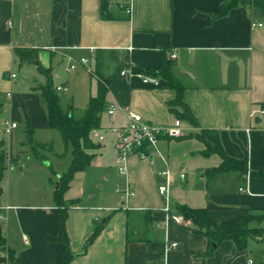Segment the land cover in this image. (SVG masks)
Masks as SVG:
<instances>
[{
    "label": "crops",
    "instance_id": "obj_1",
    "mask_svg": "<svg viewBox=\"0 0 264 264\" xmlns=\"http://www.w3.org/2000/svg\"><path fill=\"white\" fill-rule=\"evenodd\" d=\"M106 1L111 18L102 17V0H0V132L5 133L6 122L33 135L37 129H52L38 90L46 82L39 65L51 70L61 108L73 114L63 109L64 100L71 106L79 97L86 113L97 91L91 74L97 64L98 74L110 83L100 129L125 125L128 109L160 127L181 121L182 137L162 138L148 159L131 156L123 176L115 164L114 139L99 143L91 134L92 160L64 193L75 255L70 264H247L249 259L264 264V219L250 223L259 230L245 249L224 240L210 251L208 237L193 231L179 211L181 205L208 208L220 223L245 210L264 213V179L254 175L264 170V117L259 112L264 106V13L240 6L218 17L224 0ZM18 48L37 49V62L20 64ZM81 58L88 62L79 63ZM167 64L198 126L178 116L177 90L159 73ZM122 67L154 71L161 86L146 87L138 77L122 76ZM111 105L121 108L109 114ZM201 129L218 130L227 155H247V171L212 172L222 158L204 153L206 144L194 135ZM0 149L6 151L4 135ZM66 154L67 147L59 155ZM59 175L44 201L7 199L1 205L8 246L24 264H60L62 245L50 241L59 227ZM127 185L131 195L125 194ZM163 185L169 188L167 197L159 192ZM174 215L185 222H175ZM98 225L100 234L85 250Z\"/></svg>",
    "mask_w": 264,
    "mask_h": 264
},
{
    "label": "trees",
    "instance_id": "obj_2",
    "mask_svg": "<svg viewBox=\"0 0 264 264\" xmlns=\"http://www.w3.org/2000/svg\"><path fill=\"white\" fill-rule=\"evenodd\" d=\"M246 6L258 9L264 13V0H224L222 9L217 15L218 17L225 16L230 10ZM101 13L104 18H111L108 13L107 1L102 0ZM16 56L20 64H30L37 62V49L18 48L16 49ZM98 62V61H97ZM38 70L46 76V82L38 86L44 101L46 102L49 127L58 130L66 145L71 146L72 161L67 170L59 175L58 188L55 190L56 204L59 209V227L58 231L50 237V241L62 245V253L60 257V264H70L74 258L70 246V239L67 230V217L69 203L64 200V193L69 188L71 181L74 179L78 171L84 170L92 160V153L89 151L93 148L90 141L92 132L100 129L102 124V114L104 113L107 103L106 96L110 88L108 80L103 79L98 74L97 64L96 68L91 70V74L97 80V91L90 97L89 105L83 118L77 120L72 113L64 112L60 105V95L56 92L54 87V80L50 69H46L39 65ZM170 85L177 90L175 102L182 108L178 112L180 118L188 120L195 126L198 122L190 107L182 101L183 88L178 85L170 72V65L167 64L163 71L159 72ZM199 140L203 141L207 148L205 154L218 153L222 158V163L212 172H220L231 169H237L242 173L247 171V155L242 159H235L225 152L221 141L219 131L215 129H201L194 134ZM7 155L4 149H0V215H1V196L4 193L1 181L4 171L6 169ZM264 179V170L254 173ZM180 213L188 221L192 223L191 229L196 233L203 234L209 239L210 251L214 250L222 241L232 240L236 246L243 250L247 247L248 238L258 233L259 229L251 228L250 223L253 220L264 219V213L256 215L248 210L239 218L229 222H216L210 215L208 208L194 209L188 206H179ZM102 230V225L94 228L92 234L87 239L84 249L92 244L98 237ZM13 262L14 264H24L20 256L8 246L7 238L4 235L3 225L0 219V263Z\"/></svg>",
    "mask_w": 264,
    "mask_h": 264
},
{
    "label": "rangeland",
    "instance_id": "obj_3",
    "mask_svg": "<svg viewBox=\"0 0 264 264\" xmlns=\"http://www.w3.org/2000/svg\"><path fill=\"white\" fill-rule=\"evenodd\" d=\"M69 102L64 100L65 111L71 109L76 118L85 115L79 97L73 105L70 106ZM3 135L7 160L1 205L5 206L7 199L10 203L23 202L29 197L44 201L54 190L53 182L58 174L64 173L70 164L71 146L63 142L56 129H37L33 135L20 126L10 135L0 132V136ZM66 147L68 154L59 155L66 151Z\"/></svg>",
    "mask_w": 264,
    "mask_h": 264
},
{
    "label": "built area",
    "instance_id": "obj_4",
    "mask_svg": "<svg viewBox=\"0 0 264 264\" xmlns=\"http://www.w3.org/2000/svg\"><path fill=\"white\" fill-rule=\"evenodd\" d=\"M176 57V52L172 51L170 53V58L175 59ZM78 62L86 64L88 60L86 58H81ZM74 65L75 64L73 63L70 68H73ZM120 73L122 76L138 77L146 87L158 88L161 86V77L154 71L141 70L135 72L128 67H122ZM11 77L15 78L16 74H12ZM57 89L62 90L63 87L58 86ZM119 108L121 107L118 105H111L108 108V113L114 114ZM259 112L264 117V106ZM126 117L127 123L125 125L112 126L106 129H96L92 132L93 136L99 143H105L109 137L114 139L117 148L115 164L118 173L122 176L127 174V161L131 156L138 155L142 159H148L157 153L158 143L162 138H180L184 135L181 121L179 119H177L170 127H160L145 120L140 113L132 111L131 109L127 110ZM18 127L19 125L16 122H6L4 132L5 134L10 135ZM180 176L181 178H185V174H181ZM240 190L247 189L241 188ZM159 192L162 196L167 197L169 194L168 186H160ZM125 194H132V190L128 185L125 187ZM165 210L167 212L169 211L168 206L165 207ZM172 217L174 221L179 224L185 222L181 215H174ZM177 245V243H174L172 246L175 247ZM247 264H254V260L249 259Z\"/></svg>",
    "mask_w": 264,
    "mask_h": 264
},
{
    "label": "water",
    "instance_id": "obj_5",
    "mask_svg": "<svg viewBox=\"0 0 264 264\" xmlns=\"http://www.w3.org/2000/svg\"><path fill=\"white\" fill-rule=\"evenodd\" d=\"M58 188V183H57V186H56V189ZM107 222V219L105 221H103V223H106Z\"/></svg>",
    "mask_w": 264,
    "mask_h": 264
}]
</instances>
